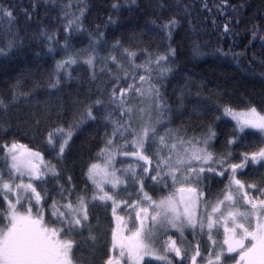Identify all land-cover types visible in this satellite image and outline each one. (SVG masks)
<instances>
[{"label":"trees","instance_id":"1","mask_svg":"<svg viewBox=\"0 0 264 264\" xmlns=\"http://www.w3.org/2000/svg\"><path fill=\"white\" fill-rule=\"evenodd\" d=\"M151 87L160 104L144 151L165 160L163 171L153 177L140 165L120 194L153 203L173 197L171 145L210 149L223 162L195 179L194 255H170L172 264H201L231 165L264 149V133L239 132L224 117L226 109L264 114V0H0V242L9 223L3 187L13 179L11 144L38 152L54 170L41 183L44 208L83 203L110 222L92 203L89 167L108 152L118 166L133 160L121 152L135 149ZM159 138L166 148L155 147ZM262 174L254 166L241 177L251 184ZM13 253L0 264L30 259L24 247Z\"/></svg>","mask_w":264,"mask_h":264},{"label":"rangeland","instance_id":"2","mask_svg":"<svg viewBox=\"0 0 264 264\" xmlns=\"http://www.w3.org/2000/svg\"><path fill=\"white\" fill-rule=\"evenodd\" d=\"M153 91L147 88L143 94L135 149L121 152V157L133 160L118 166L116 155L108 152L106 161L89 167L92 203L105 209L102 212L110 222L96 217L93 208L83 203L44 208L41 183L54 170L38 152L18 144L7 146L13 179L3 187L10 213L0 242V261L19 246L29 250L34 264H50L57 258L58 264H172L171 254L178 258L183 252L194 255V242L188 235H194L198 220L195 179L202 169H217L223 162L210 149L180 145L173 152L177 144L171 145L172 160L168 161L177 165L172 168L175 196L153 203L141 193L135 200L120 194L129 179L138 177L140 165L151 166L153 177L163 171L165 160L152 159L144 151L160 104ZM224 117L239 132L264 133V114L255 108L226 109ZM167 145L159 138L155 147ZM254 166L263 169L262 179L249 184L241 174ZM231 174L230 189L213 213L209 256L201 264H264V149L231 165Z\"/></svg>","mask_w":264,"mask_h":264},{"label":"flooded vegetation","instance_id":"3","mask_svg":"<svg viewBox=\"0 0 264 264\" xmlns=\"http://www.w3.org/2000/svg\"><path fill=\"white\" fill-rule=\"evenodd\" d=\"M54 249H55V247H54ZM58 255H59V253H56V256H58ZM15 257H17V254L13 253V254L11 255V258L14 260ZM29 258H30V259L27 261L26 264H34L33 259H32L30 256H29ZM58 262H59V258H57V262L53 261V262H51L50 264H58Z\"/></svg>","mask_w":264,"mask_h":264}]
</instances>
